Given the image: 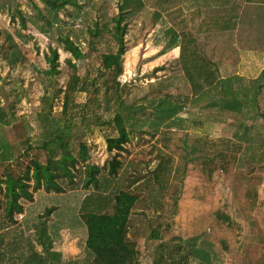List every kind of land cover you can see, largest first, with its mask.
I'll list each match as a JSON object with an SVG mask.
<instances>
[{
    "label": "rangeland",
    "instance_id": "1",
    "mask_svg": "<svg viewBox=\"0 0 264 264\" xmlns=\"http://www.w3.org/2000/svg\"><path fill=\"white\" fill-rule=\"evenodd\" d=\"M142 1L143 8L125 21V51L121 56L122 72L117 77L122 84V98L145 106L157 96L169 94L182 107L175 114L178 119L162 125L159 133L129 132L125 150L117 155L121 165L110 186L133 188L138 194L129 214L128 234L136 239L149 233L170 179L178 180L183 174L193 177L196 165L212 166L216 151L227 149L235 152L237 160L225 173L216 172V191L232 217L240 221L241 241L229 252L202 240L170 243L162 264H264V85L256 104L247 101L238 112L208 106L215 90H205V96L196 99L179 62V46L165 47L169 40L165 30L191 34L202 56L215 63L219 76L241 77L240 81L232 79L233 86L246 89L247 100L255 85L263 81L264 31L251 26L245 16L241 17L242 25L224 28L232 23V16L223 17L215 8L205 9L203 0ZM243 1L231 0L228 5L240 2L239 7L249 9ZM79 4L85 6L80 17L60 13L65 23L58 22L44 34L37 25L49 27L50 22L31 0H0V105L13 115L8 117V124L0 123V143L9 145L12 154L9 160L0 158V175L4 170L20 174L33 156L46 161V150L36 146L48 136L53 119L64 122L60 118L67 90L73 94L69 104L75 106L71 109L70 134L64 141L78 158L72 182L58 177L60 189H33L30 181L32 198L20 200L23 211L14 215L11 224L0 221V264H82L90 256L84 246L86 229L79 206L94 186L82 184L83 168L97 166V178L104 184L107 165L114 157V149H107L106 136L115 135V130L93 122L96 115L103 119L112 116L111 111L104 110L106 73L101 56L114 51L115 43L105 32L90 38L86 27L94 26L99 17L107 21L104 15L114 16L117 0H79ZM18 10L25 16L36 14L38 21L34 17L32 20L37 25L30 20L20 25ZM11 40L23 56L14 68L4 57ZM91 41L96 50H90ZM51 48L57 51L55 73L45 57ZM85 72L97 79L98 103L86 105L88 95L78 89ZM147 110L145 107L144 112ZM80 141L88 154L84 160L78 155ZM154 169L159 171L158 179L152 176ZM135 176L138 181L129 183ZM192 177L182 179L184 190L195 180ZM179 206L184 207L186 215L197 208L195 203ZM49 207L53 210L46 213Z\"/></svg>",
    "mask_w": 264,
    "mask_h": 264
},
{
    "label": "trees",
    "instance_id": "2",
    "mask_svg": "<svg viewBox=\"0 0 264 264\" xmlns=\"http://www.w3.org/2000/svg\"><path fill=\"white\" fill-rule=\"evenodd\" d=\"M38 2L31 0L32 5L48 18L49 27L44 26L43 23L35 24L36 19L38 21L36 14L25 16L18 10L16 15L20 18V25L25 26V22L30 20L44 34H47L48 30L54 26H58V22L65 23L60 13L78 18L81 9L85 7L79 4V0H38ZM68 6L71 7L70 10ZM90 6L93 7L94 2ZM116 6L117 12L114 16L108 18L104 15L107 21H102L99 17L94 26L86 27V33L90 38L96 39L105 32L115 43L114 51L108 50L101 56L102 68L106 73L104 110L111 111L112 116L103 119L101 115H96V122L93 123L96 126L107 125L114 129L116 134L106 136L107 149L110 152L114 149L115 152L107 165L104 184L99 183L97 178V173H99L97 166H84L83 168L82 184L92 185L94 190L86 194L79 206L80 218L86 229L84 246L90 255L82 264H162L168 244L192 243L197 240L205 241L229 252L241 241L242 227L240 221L232 217L229 210L221 203L216 191V172L225 173L229 164L237 160L235 152L227 149L216 151L213 156L216 161L212 166L196 165L197 172L193 177L183 174L178 180L170 179L166 183L165 192L162 193L158 214L149 233L144 238L136 239L130 238L128 234L129 214L138 199V194L133 188H122L113 184L114 187L110 186L121 165L117 155L119 151L125 150L124 144L128 141L129 132H144L150 135L159 133L162 125L168 126L169 123H174V120L178 119L175 118V114L182 105L173 100L169 94L157 96L145 106L127 103L123 100L122 84L119 83L117 77L122 72L121 56L125 51L123 36L127 27L125 21L143 8L144 2L142 0H117ZM33 17L35 21L32 20ZM1 33L3 31L0 29V35ZM165 34L169 35L166 48L173 46L180 48L179 62L196 99L205 96V90L209 92L214 89L215 93H211L208 106H219L231 112H238L247 101L256 104V96L264 85V73H262L263 81L255 85L247 100L246 89L239 90L233 86L232 79L240 81L241 77H220L215 63L202 56L191 34L185 32L178 34L170 28H166ZM67 35L70 36L69 33ZM18 36L21 37L19 33ZM11 43V48L4 57L7 59L8 66L14 68L22 61L23 56L14 40H11ZM89 47L90 50H96L93 41L89 42ZM45 57L50 63L52 72H57L56 49L51 48L50 55H45ZM96 81L97 79H91L87 72L80 79L78 89L84 91L89 99L86 105L99 102V88ZM72 95V92L67 90L63 96L60 120L64 122L60 123L59 120L53 119L48 136L43 138L37 146L35 145L37 148L46 150V161L40 162L36 156H33L18 175L6 170L2 171L0 175V192H2L0 221L4 224L13 223L14 215L23 211L21 199L30 200L32 198L29 191L30 181H32L33 189L41 186L45 189H60L56 183L58 177H65L69 182L73 181L72 169L75 168L78 158L71 154L68 143L64 141L70 134L72 125L70 122L73 119L71 109L75 106V104H69ZM145 107L148 108L147 112H144ZM94 108L93 111L96 114V107ZM9 109L12 111L11 106ZM9 116H13L12 113H7L0 105V123L8 124ZM11 155V147L0 143L1 160H9ZM78 155L82 160L88 157L86 146L81 141L78 146ZM152 176L158 179V169L153 170ZM191 177L195 180L190 181L184 190L181 185L182 179L187 180ZM136 181L138 177L135 176L129 183L133 184ZM108 187L109 191L106 190ZM183 203H195L197 208L192 214L186 215L184 207L179 206ZM51 210L53 207H49L46 213Z\"/></svg>",
    "mask_w": 264,
    "mask_h": 264
},
{
    "label": "crops",
    "instance_id": "3",
    "mask_svg": "<svg viewBox=\"0 0 264 264\" xmlns=\"http://www.w3.org/2000/svg\"><path fill=\"white\" fill-rule=\"evenodd\" d=\"M230 1L231 0H203V2H205L203 6L205 9H217L218 14H222L223 17L226 14L232 16V23H228L227 25L223 26L224 28L226 26L235 27L238 25H242L241 17L245 16V19H247L251 26L255 27L258 31H264V0H244L243 2L249 5V9H245V7L243 6L239 7L240 2L237 4V6H235L234 4L233 6H229L228 3ZM220 18H222V16ZM251 29L254 28L251 27Z\"/></svg>",
    "mask_w": 264,
    "mask_h": 264
}]
</instances>
